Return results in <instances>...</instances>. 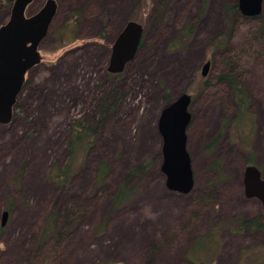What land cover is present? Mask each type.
Instances as JSON below:
<instances>
[{
	"label": "rangeland",
	"instance_id": "rangeland-1",
	"mask_svg": "<svg viewBox=\"0 0 264 264\" xmlns=\"http://www.w3.org/2000/svg\"><path fill=\"white\" fill-rule=\"evenodd\" d=\"M2 1L0 26L11 11ZM45 2L34 0L28 13ZM56 3L57 15L39 46L42 61L29 71L19 95L24 115L0 125V220L4 206L12 203L8 224L0 227V264L24 261L31 244L42 248L23 264H256L255 256L242 257L264 253V231L238 234L219 228L212 257L194 262L185 253L196 236L232 216L257 215L264 222V206L246 197L243 178L249 157L264 171L263 41L236 74L248 88V109L255 114L252 136L249 124L237 134V103L229 83L219 79L259 20L239 14L228 44L208 56L209 44L223 31L224 5L237 0ZM128 20L142 23L144 36L119 79L120 97L100 126L86 164L66 189L57 186L48 173L68 160L75 119L89 124L98 119L112 84L106 69L110 48ZM68 21L62 41L58 32ZM206 58L210 69L203 77ZM184 92L193 95L186 134L195 184L188 194L166 187L158 124L161 111ZM150 156L156 158L154 166L129 181L136 189L133 199L113 209L112 193ZM99 160L109 165L102 186L95 182ZM64 208L78 215L71 232L60 241L52 236L40 243L47 216Z\"/></svg>",
	"mask_w": 264,
	"mask_h": 264
},
{
	"label": "water",
	"instance_id": "water-1",
	"mask_svg": "<svg viewBox=\"0 0 264 264\" xmlns=\"http://www.w3.org/2000/svg\"><path fill=\"white\" fill-rule=\"evenodd\" d=\"M34 0H13L9 20L0 26V124L12 121L19 94L24 88L28 71L41 62L39 46L46 38L50 24L56 17L58 4L46 0L36 13L29 14L28 8ZM264 0H237L239 13L256 17L263 11ZM144 27L133 20L122 29L112 45L110 72L119 74L125 65L135 58L140 48ZM210 61L204 63L201 75L206 76ZM189 93L177 96L174 102L161 112L158 124L163 136L161 170L166 177L168 190L188 194L194 187L192 157L188 151L186 134L191 119ZM244 189L248 197H257L264 206V178L255 165H248L244 173ZM5 212L2 224L7 222Z\"/></svg>",
	"mask_w": 264,
	"mask_h": 264
},
{
	"label": "trees",
	"instance_id": "trees-1",
	"mask_svg": "<svg viewBox=\"0 0 264 264\" xmlns=\"http://www.w3.org/2000/svg\"><path fill=\"white\" fill-rule=\"evenodd\" d=\"M166 2H169L170 0H163ZM264 2V1H263ZM13 0H3L2 4L8 8H12ZM225 21L223 26V31L220 33V35L216 36L211 43L209 44L207 48L208 56H211L213 54V51H215L218 48L224 47L229 42V37L231 36V33L233 31V26L235 24V21L237 20L236 17L239 16V8L237 6V3H230L225 4ZM246 17V16H245ZM256 19L259 20V24L255 25L254 29L251 31L250 37L246 39V42L243 43V46L238 50L239 55L236 57H232V59H228L227 65L229 66V72L226 74V76L222 77L224 78L230 85L232 92H233V98H235V101L237 103V109H238V117L235 119V123L233 124L236 132L238 134H241L244 132L243 127L244 125L249 124V111H248V105L250 102V97H248V88L247 86H244L243 83H241L238 80V72L240 70L241 64L244 65L249 61V58H253L255 56H252L256 51L255 47H258L261 44V41L264 43V6L263 11L258 16L252 18L249 17V19ZM70 21L66 22L63 27L60 28L58 32V37L63 41L64 35L67 33L68 27H70ZM143 42V40H142ZM253 49V50H252ZM252 50V51H251ZM254 52V53H253ZM109 76L114 81L113 85L111 86V89L109 90L108 95L105 99L102 100L100 109H99V117L95 121L94 124L86 123L83 119H75L73 124H71V132L69 136L68 143L66 145L67 150L69 151V158L67 161H65L64 165H57L54 167V169H51L49 171V178L56 183L57 186H61L62 188H65L69 186L70 182L73 180V178L77 175V172L86 164V160L88 158L89 153L92 151L95 145L96 137L98 136L100 126L105 122L106 118L108 117V114L110 112V109L113 108L116 105V101L120 97V77L122 76V73L119 74H110ZM221 79V78H220ZM24 88L26 87V81L24 83ZM205 86V84H202ZM23 88V90H24ZM196 90V89H195ZM20 97V96H19ZM20 100V98H18ZM16 115H24V107L19 105V101H17L15 105ZM208 144L207 147L209 150L213 149V144ZM252 161V158H250ZM156 163V158L154 156H150L145 158L144 161L136 164L134 167H132L129 172L126 174V176L122 180V184L112 193L111 197V206L113 209L122 207L125 203L131 201L134 197L135 188L130 187V180L134 176H141L142 174L146 173V171H149L154 164ZM216 165L220 167V164L216 162ZM221 168V167H220ZM109 165L104 160H99V162L96 164L95 169V182L98 184V186H102L105 183L106 177L109 174ZM78 215L75 213H69L66 208L60 210V211H54L50 213L46 218L45 226H43L42 233L40 238L38 239L40 243L45 244L46 240L52 236H55L56 241L62 240L68 233H70L71 228L74 227V225L77 223ZM103 226V225H102ZM102 228V227H101ZM219 228H229L234 233H243L246 231H264V222L261 221L259 216H250L246 217L243 214H239L236 216H232L228 218L227 220L223 222H217L207 233L204 235L196 236L194 239V242L192 245L188 248V251L185 253V257H187L189 260L192 261H206V259H209L210 256L212 257V254L216 251V245H217V238L219 233ZM36 239L33 240V242ZM37 240V241H38ZM38 248H42L38 245L31 244V251H29L28 248H26L27 255L25 257V260L20 262L19 264H23L25 261H30L34 254L38 251ZM33 253V254H32ZM32 256H31V255ZM264 254V253H263ZM255 255L252 254L250 256V253H244L242 258H250L254 256L256 264H264V255ZM249 256V257H248ZM263 256V257H262ZM30 260H28L29 258ZM245 261V259H244ZM104 264H109L107 262H104Z\"/></svg>",
	"mask_w": 264,
	"mask_h": 264
},
{
	"label": "flooded vegetation",
	"instance_id": "flooded-vegetation-1",
	"mask_svg": "<svg viewBox=\"0 0 264 264\" xmlns=\"http://www.w3.org/2000/svg\"><path fill=\"white\" fill-rule=\"evenodd\" d=\"M55 1H56V0H55ZM33 2H34V1H33ZM33 2H32V3H33ZM32 3H31V5H32ZM57 4H58V3H57ZM31 5H30V6H31ZM30 6H29V8H30ZM43 6H44V5H43ZM43 6H42V7H43ZM29 8H28V9H29ZM57 10H58V9H57ZM128 21H130V20H128ZM133 21H134V20H133ZM127 24H128V23H127ZM121 31H122V30H121ZM121 31H120V32H121ZM120 32H119V33H120ZM119 33H118V36H119ZM219 35H220V34H219ZM118 36H117V37H118ZM143 36H144V35H143ZM116 40H117V38H116ZM116 40H115V41H116ZM142 40H143V37H142ZM142 40H141V43H140V47H141V44H142ZM113 44H114V43H113ZM113 44H112V45H113ZM112 45H111V48L109 47V48H110V55H109V57L111 56V53H112V47H113ZM139 49H140V48H139ZM139 49H138V51H139ZM219 49H220V48H218L217 50H219ZM138 51H137V52H138ZM136 54H137V53H136ZM136 54H135V55H136ZM135 57H136V56H135ZM110 59H111V57H110ZM110 59H109V62H108V66H109V63H110ZM132 60H133V59H132ZM208 60H209V59L206 58L205 62L208 61ZM41 61H42V60H41ZM40 63H41V62H40ZM38 64H39V63H38ZM38 64H37V65H38ZM127 64H128V63H127ZM127 64H126V65H127ZM37 65H36V66H37ZM126 65H125V66H126ZM36 66H34V67H36ZM108 66H107L106 69H107V71H108L107 74H108V76H109V73H110V74H114V73H112V72L109 71ZM34 67H33V68H34ZM124 68H125V67H124ZM31 69H32V68H31ZM31 69H30V70H31ZM30 70H29V71H30ZM124 70H125V69H124ZM124 70H123V71H124ZM29 71H28V72H29ZM120 73H122V72H120ZM27 74H28V73H27ZM201 76H202V75H201ZM203 77H206V76H203ZM222 77H224V76H222ZM222 77H220L221 80L224 79V78H222ZM109 78H110V80L112 81V84H111V86H112L113 83H114V81L112 80V78H111L110 76H109ZM220 78H219V79H220ZM203 84H205V86H208V85H209V82H208V81H204ZM205 86H204V87H205ZM21 92H23V90H22ZM186 93H187V92H186ZM188 93H189V92H188ZM20 94H21V93H20ZM20 94H19V95H20ZM189 94L191 95V97H192L191 100H192V99H193V95H192L191 93H189ZM19 95H18V96H19ZM19 98H20V97H19ZM17 101H19V99H18ZM174 101H175V100H172V102H174ZM172 102H171V103H172ZM235 102H236V101H235ZM171 103H169V104H171ZM192 103H193V100H192L191 104H192ZM169 104H168V105H169ZM191 104H190V106H191ZM190 106H189V107H190ZM189 111H190V110H189ZM248 111H249V109H248ZM191 114H192V112H191ZM16 116H17V115H16V110H14V114H13V117H12V121L9 122V123H7V124H11V123L14 121V117H16ZM248 116H249L248 119L250 120V123H249V132H251V131L253 130L254 125H255V120H254L255 114H254L253 112L250 111L249 114H248ZM237 117H238V113H236V116H235V118H234V120H233V124L235 123V119H236ZM191 121H192V116H191V119H190V122H189L190 124H191ZM231 123H232V122H231ZM190 124H189V125H190ZM0 125H1V126H6V125H2V124H0ZM233 126H234V125H233ZM252 134H253V133L251 132V136H252ZM250 138H251V137H250ZM214 141H215V140H214ZM187 142H188V139H187ZM214 143H215V142H214ZM190 157H191V155H190ZM250 160H251V159H250V157H249V158H248V163L246 164V168L248 167V165H255V166H257L256 163L253 161L254 159H252V161H250ZM257 167H258L259 170L261 171V177L264 178V171H263V169H262L261 167H259V166H257ZM243 178H244V176H243ZM244 179H245V178H244ZM245 195H246V191H245ZM246 197H247L248 199H250V198H256L257 200H259L257 197H251V196L248 197L247 195H246ZM259 201L263 204L262 200H259ZM11 204H12V203H11V201H10V203H9L7 206H4V208H3V210H2V211H3V215H4L5 212H8V217H7V220H6L7 223H6L5 225L2 224L1 221H2V219H3V215H2V218H1V220H0V222H1V223H0V227H1L2 230H3V229L6 227V225L8 224V220H9V217H10V214H11V210H10V209H11ZM260 219H261V218H260Z\"/></svg>",
	"mask_w": 264,
	"mask_h": 264
},
{
	"label": "bare ground",
	"instance_id": "bare-ground-1",
	"mask_svg": "<svg viewBox=\"0 0 264 264\" xmlns=\"http://www.w3.org/2000/svg\"><path fill=\"white\" fill-rule=\"evenodd\" d=\"M34 176V175H33ZM40 186V185H39ZM41 187V186H40Z\"/></svg>",
	"mask_w": 264,
	"mask_h": 264
}]
</instances>
